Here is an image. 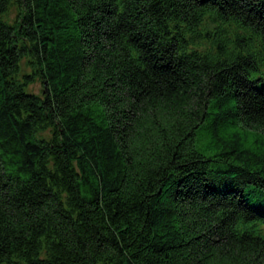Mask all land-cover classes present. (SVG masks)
I'll return each instance as SVG.
<instances>
[{"label":"trees","instance_id":"obj_1","mask_svg":"<svg viewBox=\"0 0 264 264\" xmlns=\"http://www.w3.org/2000/svg\"><path fill=\"white\" fill-rule=\"evenodd\" d=\"M0 264H264V0H0Z\"/></svg>","mask_w":264,"mask_h":264},{"label":"rangeland","instance_id":"obj_2","mask_svg":"<svg viewBox=\"0 0 264 264\" xmlns=\"http://www.w3.org/2000/svg\"><path fill=\"white\" fill-rule=\"evenodd\" d=\"M31 89L36 93H42L43 85L40 81H36L31 85Z\"/></svg>","mask_w":264,"mask_h":264}]
</instances>
